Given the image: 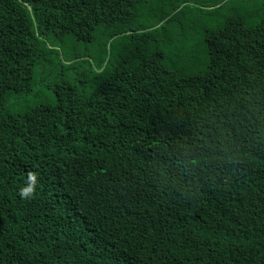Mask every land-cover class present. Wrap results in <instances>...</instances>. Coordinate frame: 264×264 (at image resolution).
Returning <instances> with one entry per match:
<instances>
[{
	"label": "trees",
	"instance_id": "trees-1",
	"mask_svg": "<svg viewBox=\"0 0 264 264\" xmlns=\"http://www.w3.org/2000/svg\"><path fill=\"white\" fill-rule=\"evenodd\" d=\"M0 0V264H264V0Z\"/></svg>",
	"mask_w": 264,
	"mask_h": 264
},
{
	"label": "rangeland",
	"instance_id": "rangeland-1",
	"mask_svg": "<svg viewBox=\"0 0 264 264\" xmlns=\"http://www.w3.org/2000/svg\"><path fill=\"white\" fill-rule=\"evenodd\" d=\"M211 1L212 0H194V4L190 5L194 13L199 15L197 19V26L199 25L198 29L200 26L211 27L220 23L221 18L236 9L234 6L228 5V8H224L217 12L212 10V7L207 6Z\"/></svg>",
	"mask_w": 264,
	"mask_h": 264
}]
</instances>
